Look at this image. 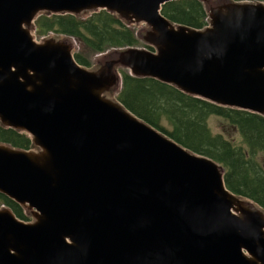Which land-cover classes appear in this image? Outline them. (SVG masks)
Here are the masks:
<instances>
[{"label": "water", "instance_id": "95a60500", "mask_svg": "<svg viewBox=\"0 0 264 264\" xmlns=\"http://www.w3.org/2000/svg\"><path fill=\"white\" fill-rule=\"evenodd\" d=\"M178 0H0V264H264V209L226 187L224 168L109 94L120 70L264 117V2L198 0L207 26L161 13ZM106 11L144 25L148 46L110 49L91 69L70 37H38L42 15ZM38 38H41L39 41Z\"/></svg>", "mask_w": 264, "mask_h": 264}, {"label": "trees", "instance_id": "16d2710c", "mask_svg": "<svg viewBox=\"0 0 264 264\" xmlns=\"http://www.w3.org/2000/svg\"><path fill=\"white\" fill-rule=\"evenodd\" d=\"M161 13L175 24L196 29L207 26L206 12L198 0L168 2L162 6ZM35 24L38 37L50 33L72 36L96 53L136 46L139 42L134 29L106 11L85 19L73 15H42ZM74 57L78 64L90 65L79 53H75ZM121 77L122 88L116 98L127 110L183 147L218 162L224 167L227 189L264 209V171L257 162V156L264 153L263 116L217 106L183 94L155 79L133 77L122 71ZM209 116L220 117L231 125L242 138L244 147H237L220 134L213 135L205 124ZM162 119L172 129L163 127ZM0 143L25 150L31 148L27 135L1 125ZM0 203L10 208L19 219H28L19 205L1 194Z\"/></svg>", "mask_w": 264, "mask_h": 264}, {"label": "rangeland", "instance_id": "374dc122", "mask_svg": "<svg viewBox=\"0 0 264 264\" xmlns=\"http://www.w3.org/2000/svg\"><path fill=\"white\" fill-rule=\"evenodd\" d=\"M250 2H258L257 0H249ZM262 2H264V0H261ZM132 29H134V31L136 33L141 32V30L143 28H145L144 25L141 26H132ZM51 35L57 36V37H61V36H65V37H70V39H74L77 43L75 44V49H74V53H79L82 57H84L86 60L89 61V66L88 68L94 69L96 67H98L100 64H102V62L105 60V56L106 53H108L110 51H104V52H100V53H96L92 50H90L89 48L85 47L82 42L80 40H78L75 37L72 36H66V35H56L53 33H50ZM37 39V38H36ZM41 38H38L37 40L39 41ZM138 47H146V45L142 42V40H140L138 42ZM111 49H115V48H111ZM123 72H127V70H121ZM120 90V88L116 89L115 92H113L112 94H109V97H111L112 99H116V95L118 93V91ZM162 126L166 127L168 129H172L171 125L164 119H162ZM205 124L207 126V128L210 130V132L213 135H222L225 139L229 140L230 142L234 143L237 147H244V145L242 144V138L239 136L238 132L231 126L229 125L224 119L217 117V116H209L206 121ZM257 162L259 164V166L263 169L264 171V153H261L257 156ZM3 205L0 203V208Z\"/></svg>", "mask_w": 264, "mask_h": 264}, {"label": "bare ground", "instance_id": "6f19581e", "mask_svg": "<svg viewBox=\"0 0 264 264\" xmlns=\"http://www.w3.org/2000/svg\"><path fill=\"white\" fill-rule=\"evenodd\" d=\"M28 150V149H27Z\"/></svg>", "mask_w": 264, "mask_h": 264}]
</instances>
